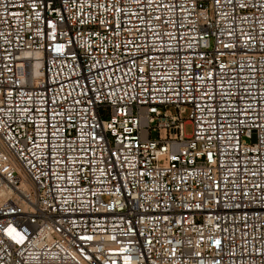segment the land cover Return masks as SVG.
<instances>
[{"label":"built area","instance_id":"2783aa9c","mask_svg":"<svg viewBox=\"0 0 264 264\" xmlns=\"http://www.w3.org/2000/svg\"><path fill=\"white\" fill-rule=\"evenodd\" d=\"M0 264H264V0H0Z\"/></svg>","mask_w":264,"mask_h":264},{"label":"rangeland","instance_id":"374dc122","mask_svg":"<svg viewBox=\"0 0 264 264\" xmlns=\"http://www.w3.org/2000/svg\"><path fill=\"white\" fill-rule=\"evenodd\" d=\"M191 132H192V127L191 126H187L186 133L187 134H191Z\"/></svg>","mask_w":264,"mask_h":264}]
</instances>
